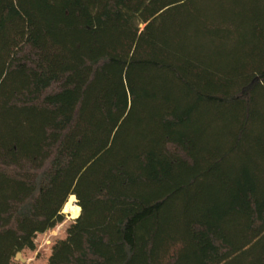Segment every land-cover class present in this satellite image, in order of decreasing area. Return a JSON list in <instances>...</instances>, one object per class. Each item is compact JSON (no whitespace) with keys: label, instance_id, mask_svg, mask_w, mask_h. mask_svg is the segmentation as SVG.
Wrapping results in <instances>:
<instances>
[{"label":"trees","instance_id":"16d2710c","mask_svg":"<svg viewBox=\"0 0 264 264\" xmlns=\"http://www.w3.org/2000/svg\"><path fill=\"white\" fill-rule=\"evenodd\" d=\"M264 264V0H0V264Z\"/></svg>","mask_w":264,"mask_h":264},{"label":"rangeland","instance_id":"374dc122","mask_svg":"<svg viewBox=\"0 0 264 264\" xmlns=\"http://www.w3.org/2000/svg\"><path fill=\"white\" fill-rule=\"evenodd\" d=\"M74 203L77 204L75 197ZM64 213V212H63ZM65 214V220L54 229L39 234L35 240L36 249L34 251L24 250L17 261L26 264H45L51 254L54 243L66 237V230L75 218H70L68 213ZM80 215V213H79Z\"/></svg>","mask_w":264,"mask_h":264},{"label":"bare ground","instance_id":"6f19581e","mask_svg":"<svg viewBox=\"0 0 264 264\" xmlns=\"http://www.w3.org/2000/svg\"><path fill=\"white\" fill-rule=\"evenodd\" d=\"M75 196L71 195L63 207V212L68 213L70 218H77L80 213V208L74 203Z\"/></svg>","mask_w":264,"mask_h":264},{"label":"water","instance_id":"95a60500","mask_svg":"<svg viewBox=\"0 0 264 264\" xmlns=\"http://www.w3.org/2000/svg\"><path fill=\"white\" fill-rule=\"evenodd\" d=\"M79 206V205H78ZM79 208H80V212H81V207L79 206ZM19 256H20V254H18V258H19Z\"/></svg>","mask_w":264,"mask_h":264}]
</instances>
